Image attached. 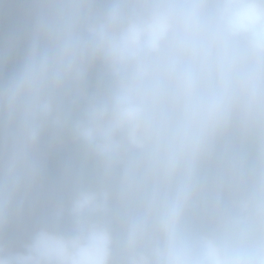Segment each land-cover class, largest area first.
I'll use <instances>...</instances> for the list:
<instances>
[{
  "label": "clouds",
  "instance_id": "clouds-1",
  "mask_svg": "<svg viewBox=\"0 0 264 264\" xmlns=\"http://www.w3.org/2000/svg\"><path fill=\"white\" fill-rule=\"evenodd\" d=\"M0 264H264V0H0Z\"/></svg>",
  "mask_w": 264,
  "mask_h": 264
}]
</instances>
